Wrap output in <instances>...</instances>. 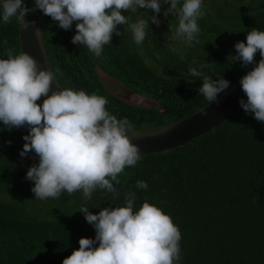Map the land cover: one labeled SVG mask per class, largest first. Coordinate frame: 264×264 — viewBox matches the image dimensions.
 I'll list each match as a JSON object with an SVG mask.
<instances>
[{
    "label": "trees",
    "instance_id": "trees-1",
    "mask_svg": "<svg viewBox=\"0 0 264 264\" xmlns=\"http://www.w3.org/2000/svg\"><path fill=\"white\" fill-rule=\"evenodd\" d=\"M167 7L162 3L160 13ZM203 11L199 42L183 43V53L160 45L155 37L151 44L137 46L128 25H117L121 35L113 34L99 56L71 43L75 22L64 30L44 15L50 66L63 88L104 96L107 110L127 119L131 130L177 121L209 103L199 93L202 78L191 77L189 68L214 80L220 75L230 85L255 66L233 62L235 43L246 42L253 28L264 31V0H203ZM137 12L138 18L152 13ZM122 14L133 23L134 13ZM159 17L175 30L176 16ZM19 23L13 17L5 24L0 17V59L7 58L9 48L20 53ZM260 58L257 52L255 62ZM96 68L127 95L146 98L156 107L139 106L109 91ZM27 133L26 127L8 130L0 122V264H61L78 249L79 238L95 237L80 207L96 214L104 207L124 206L129 191L136 193V209L147 201L178 226L177 264H264V123L241 107L211 132L171 150L141 155L135 167L118 176L115 199L97 189L89 200L80 192L36 200L26 172L38 158L34 153L19 155ZM138 180L147 183L146 190L136 187Z\"/></svg>",
    "mask_w": 264,
    "mask_h": 264
},
{
    "label": "clouds",
    "instance_id": "clouds-1",
    "mask_svg": "<svg viewBox=\"0 0 264 264\" xmlns=\"http://www.w3.org/2000/svg\"><path fill=\"white\" fill-rule=\"evenodd\" d=\"M162 3L168 5L163 15L178 19L173 39L188 46L198 43L203 0H34L33 8L26 7L24 0H0V17L5 24L15 17L27 29L34 22H26L25 15L38 9L61 29H71L75 22L71 43L99 56L113 34L121 35L117 25H128L134 43L142 44L150 31L149 20L157 26L162 20L157 19L162 15ZM139 9H151L156 15L129 23L128 16L122 14ZM39 32L35 29V35ZM234 48L236 55H230L233 62L240 61L244 67L255 64L240 78L247 97L239 101L240 107L264 123V31L253 28L247 32L246 42L238 41ZM6 52L7 58L0 59V122L8 130L28 129L19 155L23 158L34 153L38 158L26 172V179L34 182L31 191L35 199L55 200L62 193L72 196L80 192L89 200L97 189L115 199L118 176L141 159L139 147L131 139L138 134L129 135L130 122L111 114L104 96L72 88L53 90L52 71L41 68L28 53L14 54L10 48ZM257 52L261 58L255 62ZM189 75L202 78L199 93L209 104L229 87L222 76L214 80L194 67L189 68ZM42 97V103H37ZM136 187L146 190L148 185L138 180ZM136 199V193L129 191L124 206L104 207L96 214L81 206L79 212L94 228L95 237L79 238L78 249L61 264H177L181 259L178 226L147 201L136 209Z\"/></svg>",
    "mask_w": 264,
    "mask_h": 264
},
{
    "label": "water",
    "instance_id": "water-1",
    "mask_svg": "<svg viewBox=\"0 0 264 264\" xmlns=\"http://www.w3.org/2000/svg\"><path fill=\"white\" fill-rule=\"evenodd\" d=\"M25 6L33 8L34 0L26 2ZM43 16L44 14L38 9L25 15L24 20L26 22L34 23H29L27 29H23L21 23H19V48L20 53L25 52L31 55L41 68H48L53 72L44 42ZM35 29L40 30L37 35H35ZM240 78L219 93L216 101L211 104L208 103L203 108L182 119L158 127L131 130L129 132L130 136L133 133L138 134V136L131 138L132 143L139 147L141 155H146L177 148L213 131L240 108L239 101L241 99L247 100L246 95L241 90ZM60 88L63 87L55 77L52 89L60 90ZM43 99L42 97L41 101ZM201 111L205 112L206 115H202Z\"/></svg>",
    "mask_w": 264,
    "mask_h": 264
},
{
    "label": "rangeland",
    "instance_id": "rangeland-1",
    "mask_svg": "<svg viewBox=\"0 0 264 264\" xmlns=\"http://www.w3.org/2000/svg\"><path fill=\"white\" fill-rule=\"evenodd\" d=\"M204 2L206 3L207 0H204ZM141 11V9H140ZM152 11L151 9L147 10ZM152 15H156L155 13H150V15L148 17H151ZM158 15V14H157ZM163 17H165L163 14L161 15ZM132 17H134L135 19L133 20V22H135L138 17L139 14L138 12H135L134 15H132ZM137 17V18H136ZM157 19H161V17H158ZM149 33L148 36L146 37L144 42H147L148 44H151L154 41V37L157 40V42L160 45H168L170 46L172 51H177L178 53H183L184 50V46H183V42L178 41L176 39H173V35L172 33L174 32V30H172L169 25H167L164 20H160L159 25H154L151 23V21L149 20ZM130 38L133 39L132 34H129ZM134 40V39H133ZM141 45V44H140ZM137 45V46H140ZM147 57V56H146ZM146 60L149 61L148 57L146 58ZM97 71L99 72V76L100 78L103 80V83L105 85H107L108 90L113 92L114 94H116L117 96H121L124 99H127L129 102L131 103H135L139 106H144V107H156V104L146 98H139L135 95H127L126 94V90L123 89L121 86H119L118 83H114V80L105 75L100 69L96 68Z\"/></svg>",
    "mask_w": 264,
    "mask_h": 264
}]
</instances>
